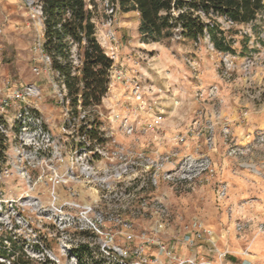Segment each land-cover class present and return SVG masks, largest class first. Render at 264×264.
<instances>
[{
  "label": "rangeland",
  "instance_id": "obj_1",
  "mask_svg": "<svg viewBox=\"0 0 264 264\" xmlns=\"http://www.w3.org/2000/svg\"><path fill=\"white\" fill-rule=\"evenodd\" d=\"M94 2L96 8H89L97 39L114 64L101 105L83 118L60 100L63 87L40 50L39 0H0V89L14 93L30 86L37 94L26 103L13 98L0 111V123L11 129L0 161V202H7L0 239L28 264H75L69 247L76 244L86 245L78 249L82 264L160 263L167 259L161 246L172 247L176 260L264 264V13L248 24L218 18L231 46L220 52L208 35L196 42L178 36L146 42L137 12ZM26 105L55 138L53 147L39 143L38 152L28 153L35 167L19 163L15 152L13 116ZM154 116L161 121L152 127ZM91 119L107 152L95 158L99 167L135 163L107 190L74 178L56 182L49 168L64 173L82 145L80 127ZM34 198L37 211L26 204ZM11 200L23 209L13 210ZM16 213L22 224L12 217ZM89 222L102 233L85 229ZM198 226L210 233L189 242ZM101 243L121 254L102 252Z\"/></svg>",
  "mask_w": 264,
  "mask_h": 264
},
{
  "label": "trees",
  "instance_id": "obj_2",
  "mask_svg": "<svg viewBox=\"0 0 264 264\" xmlns=\"http://www.w3.org/2000/svg\"><path fill=\"white\" fill-rule=\"evenodd\" d=\"M122 13L137 12L138 32L144 41L162 42L178 36L197 41L209 36L220 52L231 51L218 18L232 24H248L264 13V0H107ZM94 0H39L43 25L41 52L49 57V69L65 89L64 102L73 115L85 117L101 105L111 83L113 59L97 39ZM91 140L102 143L97 122L80 127ZM6 142L0 133V161ZM6 253L0 247V255ZM79 256L80 251L74 250ZM20 251L13 264H28ZM79 264H82L81 261ZM91 264H102L95 261Z\"/></svg>",
  "mask_w": 264,
  "mask_h": 264
},
{
  "label": "built area",
  "instance_id": "obj_3",
  "mask_svg": "<svg viewBox=\"0 0 264 264\" xmlns=\"http://www.w3.org/2000/svg\"><path fill=\"white\" fill-rule=\"evenodd\" d=\"M38 14L40 13V7L37 10ZM230 22V21H228ZM232 23V22H230ZM41 48V43L39 44ZM41 50V49H40ZM224 55H227L225 59V62H228L229 65L232 63L230 59V55L228 53H224ZM43 57L46 61L49 62V57L45 54H43ZM250 59V58H249ZM248 61L250 62V60ZM231 62V63H230ZM63 87V86H62ZM2 96L0 97V111L3 112L9 107L11 104V100L13 98H17L21 102H27L28 99L32 98L34 94L36 93L35 89L26 86L24 87L23 90L19 91L16 90L14 93H11L8 91L7 87H3L0 89ZM62 92L59 93L60 100L64 102V95H65V89L61 90ZM140 97V95H139ZM83 115L82 117H85V112H82ZM161 117L159 116H154L152 119V127H154L156 124L160 123ZM16 125L19 128L18 135H17V150L15 151L18 153V155L21 156L20 162H25L27 166L29 167H35V165L30 164L28 162V153L32 152H38L37 150L40 149L39 143L45 144L48 147H53L55 143V138L54 136L45 129V122L42 119L40 115H38L36 112H34L33 108L30 106L26 105L20 108L17 113L13 116V124ZM11 132V129L6 126L4 123H0V133L4 136H8ZM96 140H91L86 132H81V147L79 150H75V157L73 156L71 158L72 162L67 165L64 173L59 174L57 166L51 165L49 168L52 171L53 178L56 182H66L70 178L74 179H79L82 181V183L85 184H94L97 188H102L103 190H107L109 188H112V185L116 184V181H119V179L129 173L133 167H134V160H132L131 163L126 162L125 164H122L120 166H111V167H99L95 160L96 157L98 158H103L106 156L107 152H104V150L100 147L102 143H98ZM54 158H57L60 163L64 161V158L58 150H55L52 152ZM75 163V165H74ZM17 170H20V168L15 167ZM67 175V178H65ZM66 180V181H65ZM156 183V182H155ZM54 197V196H53ZM7 202H0V218L2 216V213L4 211V204ZM26 204L30 206H35V211L39 210L38 208V201L34 198L33 200H27ZM6 205V204H5ZM19 205V206H17ZM10 206L12 207L13 210H15L14 207H24V204L18 203L17 200H11L10 201ZM91 211V208H85L82 211L83 217L87 215V213ZM20 212V211H19ZM53 213H55L53 210L51 211V218L53 217ZM17 214V213H16ZM15 214V215H16ZM100 215V212L98 213ZM15 217L16 223L17 224H22L23 223V216L21 213H18ZM18 217V219L16 218ZM69 217V218H68ZM70 215L67 216V220H70ZM50 218V217H49ZM50 220V219H49ZM1 221V219H0ZM3 223L6 224V222H0V226ZM72 225V223H71ZM88 228L85 229H90L92 233H102V230L93 222H89ZM1 228V227H0ZM81 230H84V228H81ZM87 231V230H86ZM204 233H210L209 230L198 226L194 230L190 232L191 236L193 238H187L189 242L193 241L194 238H201ZM38 242V241H37ZM26 243V242H25ZM11 242L5 238L0 239V247L5 250L6 253L0 255V264H13L15 261V256L14 254H10L11 249H10ZM31 247H39V244H37L35 241H31L30 244ZM86 246V245H83ZM82 244H76V245H71L69 247V252L72 255V258L74 259L75 264L80 263V255H81V250L79 253V256L76 253H73L74 250L81 249ZM161 249L163 250L164 254L167 255V259H163V261L158 262L157 258H154L153 262L151 264H202L201 262H196L194 260H176L172 257V247H165L161 246ZM99 250L106 254H110L113 252H117L116 247L111 246L109 243H101L99 244ZM118 253V252H117ZM121 254V253H118ZM50 264H54L53 260H49ZM120 264H126L123 260L119 262ZM107 264H117L116 262H108ZM129 264H150L146 259L144 258H139L136 259L135 261L130 262ZM208 264H210L208 262Z\"/></svg>",
  "mask_w": 264,
  "mask_h": 264
},
{
  "label": "crops",
  "instance_id": "obj_4",
  "mask_svg": "<svg viewBox=\"0 0 264 264\" xmlns=\"http://www.w3.org/2000/svg\"><path fill=\"white\" fill-rule=\"evenodd\" d=\"M263 14V13H262ZM260 76L261 78L264 80V69H262V71L260 72Z\"/></svg>",
  "mask_w": 264,
  "mask_h": 264
}]
</instances>
